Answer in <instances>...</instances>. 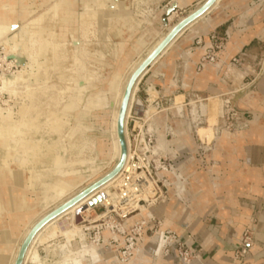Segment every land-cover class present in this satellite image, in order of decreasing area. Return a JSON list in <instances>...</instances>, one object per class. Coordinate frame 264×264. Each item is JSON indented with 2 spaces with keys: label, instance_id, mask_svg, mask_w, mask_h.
Segmentation results:
<instances>
[{
  "label": "rangeland",
  "instance_id": "1",
  "mask_svg": "<svg viewBox=\"0 0 264 264\" xmlns=\"http://www.w3.org/2000/svg\"><path fill=\"white\" fill-rule=\"evenodd\" d=\"M153 5L152 0H118L113 8H111L112 3L106 6L103 0H0V23H2L0 25L8 26L12 24L15 26L11 32L7 33L6 31L0 34V110H3L2 115L5 117L8 112L11 113V120L14 122H17L18 119L21 121L23 118L29 121L22 120V122L32 121L33 123V120L30 119H34L33 128L27 129L29 132L32 130V135H25L30 133L26 132L27 130H25L26 133L22 130L23 134H18V136L24 140L27 137V143L30 141L34 146L39 143L40 145L35 148H42L41 154L46 157L44 163H41V158L40 161L33 162L34 164L32 162V164H28L31 156L29 153L24 152L25 147L18 146V151L21 152V155L23 154L22 160L25 156L24 159H26L27 164L18 161L16 163L14 162L16 156L12 154L13 152L16 153L17 150L15 143L10 138L11 140H8L9 147L7 148L0 141V176H2V169L10 175V171L7 169L8 164H10L11 169L13 167L19 174L10 182L4 181L7 188L5 189L6 193L3 189H0V198L2 199L0 201V220L6 224L10 223L11 227L8 230L10 244L26 225V221L22 218L27 217L29 219L37 215L39 210L41 211L46 206L42 201L46 195L51 197L57 184L67 188L69 192L72 191L67 183L61 180L63 174L72 173L68 174V177L71 178H89L87 176L90 175L89 169L91 166H96L98 169L103 168L102 172L107 171L113 152L112 136L109 133L110 117L104 109L89 110V103L102 95L109 96V89L113 80L126 68L128 63L136 60L140 52L142 55H150L167 36V30L166 32L159 30L160 24L156 21V15L159 12L156 6L154 8ZM167 19L168 16L163 17L164 29L169 25ZM173 25H170V27H173ZM187 28L183 29L168 44V48L171 45L173 46ZM146 30L154 31L157 34L147 36L145 41L141 43L138 39ZM7 36L10 39L15 36L24 38V44L28 51L31 50L30 45L34 42L42 48V53L36 56L30 53V58H26L21 52L17 54L19 56L13 55L10 50L15 44L12 40L6 44L4 38ZM166 49L165 51H167ZM165 51L159 56L160 58L165 54ZM13 57L24 59L25 66H16ZM159 57L142 74V78L157 63ZM17 73L29 75L30 80L28 82L30 84L28 82L18 84L16 86L18 91L16 90L17 92L12 94L3 87V81L12 79L14 74ZM142 78L137 85V96L141 97L144 106H147V101H149L147 93L149 94V91L142 82ZM30 89H34L35 92L29 94ZM259 89L264 93V83L259 86V81L254 82L247 88L249 92L246 93H258L260 92ZM246 93H241L233 100L235 106L250 114V123L258 122L264 126V99L260 104V107H262L260 111H255L253 107L249 106L254 99V95L247 97L248 94L245 95ZM72 101L76 103L75 109L69 107ZM217 103L220 110V100L217 99ZM166 107H169V105ZM28 110L29 117L27 118L29 119L26 118L28 115L25 114V111ZM84 111L89 113H86L88 115L79 124L80 128H84L83 132L85 131V134L81 136V133H75L74 129L76 128L78 115H83ZM142 113L143 111L140 112V115ZM208 118L207 116L206 124L202 127L209 126ZM60 123L63 126L60 125V127ZM134 127L135 124L130 120L128 125L129 135ZM80 137L81 139H79ZM216 138L218 137L216 136ZM86 140L94 143L92 147ZM73 143H77V148L70 151ZM216 148L215 146V149H212L207 155L216 152ZM66 150L69 152L67 153ZM57 151L64 157L67 155V158L65 157L67 160L72 157L73 159L88 157L89 162L83 166L76 165L69 170H65L63 167L58 168L57 163L64 164L66 159L60 158L57 162L54 159ZM117 162H115V166ZM212 166L214 164H211L208 169V177L210 185L216 188L214 185L217 183L215 182L213 185L216 176L211 171ZM1 178L0 187H2ZM94 183L93 181L89 182V185L92 186ZM111 191L114 192L113 189ZM17 193H20L19 200L16 199ZM180 203L184 207H190V202L187 199L186 202L180 201ZM92 210L88 213L83 210L81 213V217L84 219L85 215L88 216V222L85 223L88 227L91 226L90 221L95 218V213ZM102 211L103 209H99L96 213L101 214ZM150 214H156V212L151 210ZM68 217L65 216L60 221L59 226L62 229L63 223L68 222L69 224V221L65 220ZM82 218L77 223L81 228ZM98 224H93V226ZM163 225V228L166 229L164 220ZM251 226L246 228L245 231ZM92 235L94 236V234ZM1 241L5 242V239ZM53 243L55 242L37 243L31 250L32 255H38L46 260L45 264H50L53 258L48 257L46 248ZM82 247L79 239L73 242L75 251H80ZM101 247L103 250H108L103 246ZM51 249L54 250L55 248ZM25 264H31V257Z\"/></svg>",
  "mask_w": 264,
  "mask_h": 264
},
{
  "label": "crops",
  "instance_id": "2",
  "mask_svg": "<svg viewBox=\"0 0 264 264\" xmlns=\"http://www.w3.org/2000/svg\"><path fill=\"white\" fill-rule=\"evenodd\" d=\"M206 1L152 0L159 12L156 15L161 27L159 30L166 32L162 23L167 10H173L171 19H167L168 24L173 25ZM256 1L221 0L219 8L208 16L210 24L201 21L187 28L142 80L146 88L155 90L156 99L163 100L171 109L172 113L159 116L157 123L160 135H163L165 127H170L176 134L174 143L181 151V161L186 165L185 174L189 181L186 199L190 207L172 199L169 201L171 204L167 202L154 212L165 221L166 229L175 232L182 240H191L196 256L191 264H237L234 253L243 232L252 223L256 230L248 262L264 264V126L258 122L250 123L238 134L223 137L216 143V152L202 157L191 135L190 119L191 107L206 113L204 107L210 98L234 93L235 99L241 93L249 92L247 88L254 82L259 81V86L264 83V63L262 68L250 63L243 69L231 64L244 52L263 62L264 6L253 5ZM219 45L221 48L217 49ZM208 56L215 60L209 61ZM251 95L254 99L249 106L260 111L264 93L261 90L250 92L247 97ZM177 99L181 101L177 102ZM178 110L179 115L176 113ZM211 164H214L211 167L213 172L216 168L213 173L218 181L216 188L210 185L208 177ZM2 178L0 189L5 191L7 188ZM62 225L65 229L68 222ZM3 232L0 228V239ZM147 238L146 248L151 253L156 247L155 240L150 236ZM104 251L101 264H113L111 257L115 255L114 251ZM148 263L182 264L175 251L157 261L148 257Z\"/></svg>",
  "mask_w": 264,
  "mask_h": 264
},
{
  "label": "bare ground",
  "instance_id": "3",
  "mask_svg": "<svg viewBox=\"0 0 264 264\" xmlns=\"http://www.w3.org/2000/svg\"><path fill=\"white\" fill-rule=\"evenodd\" d=\"M103 1H104V3H105L106 6L109 5L110 3H112L111 8H113L116 5V3L118 2V0H103ZM217 1L218 0H216V2L207 10V12L203 16H201L200 18H198L197 20H195L194 22H192L187 27L189 28L192 24H194V23L198 24L201 21H204V22H207L208 24H210V21L211 20L209 21L208 16H209L210 13H212L213 11H215V10H217L219 8V5H220L221 0H219L218 2ZM200 8H201V6H200ZM249 11L250 12H253V9H250ZM167 13H168V10H167ZM183 19H185V18H183ZM182 20H180L179 22H181ZM179 22H177L176 24H174L173 27H170V25H168L167 27H165L166 30L168 31V34H169V32ZM0 24H2V23H0ZM200 24H202V23H200ZM14 28H15V26H13L12 24H10L8 26L0 25V34L6 32V31H7V33L8 32H11L12 30H14ZM152 34H157V33L154 32V31L146 30L145 32L142 33L141 37L138 40L141 43H143L145 41V38L147 36H149V35H152ZM165 38H164V40H165ZM11 40L14 41V44H15L14 47H12L11 50H10V52L13 55H17L19 52H21V54L24 55L26 58H30V53L33 56L40 55V53H42L41 52L42 51V48L40 46H38L37 44H35L34 42H32V41H31L32 43L30 45L31 46L30 47L31 50L28 51L26 49V47H25V44H24V38H19L17 36H15L13 39H10L8 36L4 38V41H5L6 44L9 43ZM138 47H140V46L138 45ZM168 47L169 46L167 45L160 52V54L155 59H157L162 54V52L165 51V49L167 48L166 49L167 51H165V54H166L168 52V50L172 47V45H171L170 48H168ZM40 48H41V50H40ZM52 49H54V48H52ZM150 55H148V56L147 55H142L141 52H140L138 54V57L136 58V60L131 61L130 63H128V65L126 66V68L113 80V82H112V84L110 86V89H109V96L102 95L101 97H98L95 101H93V102L91 101L89 103V105H90V109L89 110H94L96 108L97 109L98 108L99 109H104V110H106V113L110 117V124H109L110 125L109 126V129L110 130H109V133L112 136V141H113V144H112L113 145V147H112L113 150L112 151L113 152H112V158H111V160L108 163V169H107V171L106 172H102V169L103 168L98 169L96 166L95 167L94 166H91L90 169H89L90 175L87 176L89 178H86V177L81 178L80 177L81 179L79 177H74V178L73 177L72 178L71 177H68V174H72V173L63 174L62 175L63 177H62L61 180H64L67 183V186L72 189V191L69 192V190L67 188H65V187L57 184L55 190L52 192L51 197H48V195H46V197L42 201V203H45L46 206L43 207V209H41V211L39 210V212L37 213V215H35L34 217H31L29 219H27V217H23L22 218L23 220L26 221V225H25V227L23 226L24 228L20 231L21 233L19 235L17 234L18 236L12 240V243L11 244H10V241H9V231H8L10 229V227H11L10 226V223L6 224L2 220H0V228H2V230H4V232L2 234L3 236H1L0 241L2 239H5V242H2V241L0 242V264H16V261H17V258L19 256V253L21 251L22 245L24 244L26 238L29 236V234L31 233V231L33 230V228L41 220H43L46 216H48L54 210L60 208L61 206H63L64 204H66L67 202H69L70 200H72L73 198H75L76 196H78L79 194H81L82 192H84L85 190H87L88 188H90L91 186L89 185V182H92L93 181V182H95L94 184H96L98 181H100L102 178H104L105 176H107L108 174H110L116 168L117 165L115 166L114 164H115L116 161L119 162V160L121 158V155H122V144H121V140H120V137H119L118 123H119L120 110H121L122 102H123V99H124L125 91H126V88L128 86V83H129L131 77L133 76V74L140 68V66L145 62V60ZM17 56H19V55H17ZM13 59L16 61V66H18V67L25 66V63L26 62H25L24 59H22L20 57H18V58H14L13 57ZM18 59H22L24 61V63L23 64L19 63ZM49 59H51V58H49ZM147 69L148 68H146L141 73V75L137 78L136 82L134 83V86H133L132 91H131V94H130L127 111H126L125 118H124L123 133H124V139H125L126 147H127V155H126V160H125V163H124L123 168L127 164V161L130 159L131 154H132L131 153V150H130L131 149L132 142H131V138L129 137L130 135H129V129H128L129 121L132 118L134 119V118H137L138 116H140V112H142V111L145 112L146 118H150L151 115H152V113L154 112V108H153L152 103L156 99L155 98L156 97L155 96L156 94L154 92L155 90H153L151 88L148 89L149 94L148 93L147 94H148V96L149 95L150 96L148 97L149 98V101H148L149 104L147 106H144L143 101L140 99L141 97H138L137 96V91H138L137 85H138L140 79L142 78V74ZM230 70H232V69H230ZM148 71L143 75V78H144V76L147 75ZM232 72H234V71L232 70ZM241 74H242V72H241ZM243 74L245 75V73H243ZM143 78H142V80H143ZM29 80H30V76L29 75H26V74L23 75L22 73H17V74H14V76H13L12 79H6V81H3L4 82V86L3 87L5 89H7L8 91H10L12 94H14L15 92L18 91V89L16 87V86H18V84L24 83V82L26 83ZM28 84H30V82H28ZM28 86H30V85H28ZM34 92H35L34 89H30L28 93L29 94H33ZM179 100L180 99H177V102H179ZM75 104H76L75 101H72V103H71V105L69 107L75 109L76 108V105ZM180 104H181V102H180ZM204 109H205V112H206L207 116L209 117L208 120H207V122L209 123V126L208 127H199L197 129V134L207 144H210V143H212L214 141L215 142V145L214 146L217 147V144L216 143L218 141H222L221 139L223 137L230 136V135L232 136V134L231 133H228V132H223L221 134V136H219L218 138H216L215 126L219 123V116L218 115H220V110L218 109V103H217V99L216 98H210L209 99V103L204 107ZM169 110H171V109H169ZM2 111L0 110V115H2V113H3ZM20 112L22 113V111H20ZM23 112H24V110H23ZM87 112L88 111H84L83 112L84 113L83 115L82 114L81 115H78V118L76 120V126H75L76 128L74 129V132L75 133L80 132L81 133V136H83L85 134V131L83 132V129L84 128H80L79 127V124L82 121V119L86 115H88V114H86ZM7 114L8 115L6 117L3 116V115L0 116V141H2V145L5 146V147H7V148L9 147L8 146V143H9L8 140H11L12 139V142L15 143V145H16L15 147H16L17 150H16V153H14V152L12 153L13 155L15 154V156H16L15 157L16 159H14V157H13V159L15 160L14 162H16V161H18L20 163H25L26 162V164H27L26 159H24L25 156L23 157V160H22L23 154L21 155L20 154L21 152H19L18 151L19 149L17 148L18 146H23V147H25L24 152L29 153V155L31 156L30 159H29L30 163L28 162V164H32L33 162H35V161H37V160H39L41 158H42L41 163H44L43 161L46 160V157H45L44 154H41V149L42 148L41 149H36L35 148V147H38V145H40V144L38 143L37 146H34V144L32 145L31 144L32 142L30 143V141H29L30 144L27 143V141H28V140L26 141L27 137L24 140L23 138H21V137L18 136V134L19 135H22L23 134L22 130H24V132H25V130H27V129L29 130V128H33L34 119H30V120H33V123H32V121H30V122H22V120H24V121L26 120V119H23V118H22L21 121H19L20 119H18L17 122H14V121L11 120V113L8 112ZM22 114H24V113H22ZM25 114L28 115L29 114V110L28 111H25ZM27 117H29V115L26 116V118ZM27 119H29V118H27ZM26 121H29V120H26ZM60 125L63 126V124H61V123L59 124V126ZM60 127H58V128L60 129ZM85 128H86V126H85ZM28 130L26 132H29ZM29 133L30 134L26 133L25 135H28V136L32 135L31 134L32 133V130ZM79 139H81V137ZM260 140H261V138H260ZM86 142H89V140H86ZM89 143H90L89 144L90 147H92V145L94 144L91 141ZM169 144L170 143H166L165 142L164 137L161 135L160 136V142H159L160 149H165L166 146L169 145ZM218 145H219V143H218ZM76 148H77V143L76 144L73 143V145H71L70 151H74ZM214 149H215V147H214ZM236 149H238V148L236 147ZM59 151H57V153L55 154L56 156L54 157V159H56L57 162H58V159H60V158L61 159L63 158L64 160L67 158L66 157L67 155L65 156L66 157L65 158L64 156H62L60 154ZM66 152H67V150H66ZM18 162H16V163H18ZM88 162H89L88 157H85L83 159H73V157H72V158H70L68 160L66 159L64 164L57 163L56 166L58 168L59 167H63L65 170H69V169H72L76 165L83 166V165H85ZM118 162H117V164H118ZM6 163H8V161H6ZM7 169H9L10 175L6 174L4 172V170L2 169V176H3L2 179H4V181H6V182L9 181L10 182L11 179H14L17 176H19V174H17V172H16L17 171L16 169H14L13 167H12V169L10 168V164L7 165ZM215 170H216V168H215ZM215 170H214V172H215ZM121 171L122 170H120L114 177H112L106 183H104L99 188H97L95 191H93L92 193H90L88 196H86L85 198L81 199L73 207L67 209L63 214H61L60 216H58L54 220L46 223L34 235V237H33L32 241H31L30 245L28 246V248L26 250V253H25L24 258H23V261H22V264H25L26 261L28 259H30V257H31V264H45L46 260L45 259L43 260L38 255H32L31 250H32V248L37 243H45V242H47V243H50L51 242L52 243V241H54L55 243L51 244V246H49V247L46 248V251L48 253V254L47 253L46 254L48 255V257L53 258V260L51 262L52 264H99V263H101L102 262V255L106 251H104L101 246L93 245V244L92 245H89L86 242L87 236L85 235V233L83 231V228H81L77 223L79 222L80 218H82L81 217V213H82L83 210H85V213H88L91 209H93V208H91L89 206V202H91L93 199H95L96 197H98L100 195L104 196V198L100 202L99 205H101V206H114L116 204V202H115V193H116L115 190H116L117 186L115 184L117 182H119V177H120V174L119 173H121ZM211 171H213V170H211ZM214 172H212V173H214ZM212 179H214V178H212ZM90 180H92V181H90ZM215 182H216V179H214L213 185L215 184ZM117 185H118V183H117ZM214 186L217 187V184H215ZM111 189H113V191H114L113 193H112ZM9 195H10V192H9ZM16 195H17L16 199L19 200L20 193H17ZM172 199H175V200L179 201V199L176 198V197L175 198H172ZM51 203H53V204L50 205ZM177 204H178V202H177ZM165 205H166V203H165ZM196 208H198V206ZM153 211H155V210L153 209L152 212ZM65 216H69L67 219H65V220L69 221V224H68V227H66L65 229H62L59 226L60 225L59 223L62 220V218L65 217ZM16 232H18V231H16ZM77 239H79L81 241V244L83 246L80 251H75L73 249V242L77 241ZM53 247L55 248L54 250L51 249ZM114 256L111 257V258H112L113 264H116V260H115V257ZM106 257H108V256H106Z\"/></svg>",
  "mask_w": 264,
  "mask_h": 264
},
{
  "label": "built area",
  "instance_id": "4",
  "mask_svg": "<svg viewBox=\"0 0 264 264\" xmlns=\"http://www.w3.org/2000/svg\"><path fill=\"white\" fill-rule=\"evenodd\" d=\"M255 4L264 6V0H257L253 5ZM220 46L216 48L220 49ZM207 59L215 60L213 56H208ZM261 62L262 59L244 52L233 59L231 64L243 69L245 65L256 63L262 68L264 59ZM217 99L220 100V115L219 123L215 126L216 136H221L223 132L238 134L245 130L251 122L250 114L235 106L234 93L223 94ZM152 105L154 112L150 118H146L143 111L142 115L131 119L135 124L130 134L132 154L120 173L115 190L116 204L94 207L92 211L95 218L90 221L91 226L85 225L88 222V216L85 215V219L82 218L81 221L82 228L88 237V244H96L114 251L116 264H146L148 257L157 261L168 257L173 251L177 253L182 264H191L196 258L191 240H182L172 230L164 229L163 220L156 214H150L151 210L167 203L172 197L186 202L189 185L185 174L186 165L181 161V151L172 143L176 134L170 127H165L162 135L165 142L170 144L165 149L159 147L161 135L157 118L172 112L163 100L155 99ZM191 108V133L200 155L205 157L214 149L215 142L207 144L198 136L197 129L206 124L207 114L196 110L195 107ZM176 113L179 115L180 110ZM99 209H103L101 214L96 213ZM97 223V226H93ZM255 230L253 223L251 228L244 232L241 244L234 253V261L237 264H249ZM148 236L154 239L156 244L151 253L146 248Z\"/></svg>",
  "mask_w": 264,
  "mask_h": 264
},
{
  "label": "water",
  "instance_id": "5",
  "mask_svg": "<svg viewBox=\"0 0 264 264\" xmlns=\"http://www.w3.org/2000/svg\"><path fill=\"white\" fill-rule=\"evenodd\" d=\"M216 2V0H207L201 8L196 10L193 14L187 16L185 19H183L181 22H179L166 36L165 40L156 48V50L145 60V62L140 66V68L133 74L131 77L128 86L125 91L124 99L122 102L121 110H120V117H119V123H118V130H119V137L122 144V155L121 158L116 166V168L107 176L102 178L100 181H98L96 184L61 206L60 208L54 210L51 212L48 216H46L43 220H41L31 231L29 236L26 238L24 244L22 245L21 251L19 253V256L17 258L16 264H22L24 255L26 253V250L28 246L30 245L34 235L48 222L54 220L61 214H63L67 209L73 207L77 202H79L81 199L88 196L90 193L95 191L97 188H99L101 185L106 183L108 180H110L112 177H114L120 170H122L126 155H127V147L126 142L124 139V133H123V125H124V118L128 107V102L130 98V94L132 91V88L134 86V83L136 82L137 78L141 75V73L150 66L152 61L160 54V52L188 25H190L192 22L203 16L207 10ZM173 10H169L167 13V16L169 17L172 14ZM19 63L23 64L24 61L22 59H18ZM20 66V65H19ZM104 196L100 195L93 199L91 202H89V206L91 208H94L100 204V202L103 200Z\"/></svg>",
  "mask_w": 264,
  "mask_h": 264
}]
</instances>
